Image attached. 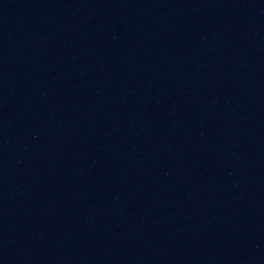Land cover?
Instances as JSON below:
<instances>
[{"label":"water","instance_id":"obj_1","mask_svg":"<svg viewBox=\"0 0 264 264\" xmlns=\"http://www.w3.org/2000/svg\"><path fill=\"white\" fill-rule=\"evenodd\" d=\"M0 144L150 189L264 253V0H0Z\"/></svg>","mask_w":264,"mask_h":264}]
</instances>
